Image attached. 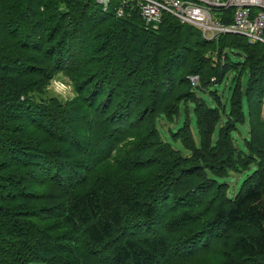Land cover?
<instances>
[{"label":"trees","instance_id":"1","mask_svg":"<svg viewBox=\"0 0 264 264\" xmlns=\"http://www.w3.org/2000/svg\"><path fill=\"white\" fill-rule=\"evenodd\" d=\"M116 1L0 0V264H264V44Z\"/></svg>","mask_w":264,"mask_h":264},{"label":"built area","instance_id":"2","mask_svg":"<svg viewBox=\"0 0 264 264\" xmlns=\"http://www.w3.org/2000/svg\"><path fill=\"white\" fill-rule=\"evenodd\" d=\"M96 1L104 10L111 2ZM124 6L136 9L143 24L152 29L158 27L164 14H170L180 23L196 27L205 39L234 33L249 43L264 44V0H117V16L124 14ZM189 80L193 86L198 83L197 76L192 75Z\"/></svg>","mask_w":264,"mask_h":264},{"label":"rangeland","instance_id":"3","mask_svg":"<svg viewBox=\"0 0 264 264\" xmlns=\"http://www.w3.org/2000/svg\"><path fill=\"white\" fill-rule=\"evenodd\" d=\"M46 92L50 96H56L60 99L72 96L73 89L70 82L67 81V78L62 75L56 76L51 83L47 86ZM159 123L163 128H166V124L163 120H160ZM235 186L233 189L236 190L237 183H233ZM29 264H46V263H29Z\"/></svg>","mask_w":264,"mask_h":264},{"label":"bare ground","instance_id":"4","mask_svg":"<svg viewBox=\"0 0 264 264\" xmlns=\"http://www.w3.org/2000/svg\"><path fill=\"white\" fill-rule=\"evenodd\" d=\"M126 8H127V7L124 6V7H123V11H124ZM224 23H225V22H224Z\"/></svg>","mask_w":264,"mask_h":264},{"label":"water","instance_id":"5","mask_svg":"<svg viewBox=\"0 0 264 264\" xmlns=\"http://www.w3.org/2000/svg\"><path fill=\"white\" fill-rule=\"evenodd\" d=\"M263 108H264V105H263V107H262V112H263Z\"/></svg>","mask_w":264,"mask_h":264}]
</instances>
